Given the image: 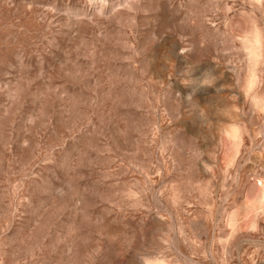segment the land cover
I'll return each instance as SVG.
<instances>
[{
	"label": "rangeland",
	"instance_id": "1",
	"mask_svg": "<svg viewBox=\"0 0 264 264\" xmlns=\"http://www.w3.org/2000/svg\"><path fill=\"white\" fill-rule=\"evenodd\" d=\"M0 264H264V0H0Z\"/></svg>",
	"mask_w": 264,
	"mask_h": 264
}]
</instances>
